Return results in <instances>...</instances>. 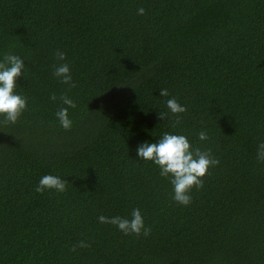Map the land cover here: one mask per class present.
<instances>
[{"label": "trees", "instance_id": "trees-1", "mask_svg": "<svg viewBox=\"0 0 264 264\" xmlns=\"http://www.w3.org/2000/svg\"><path fill=\"white\" fill-rule=\"evenodd\" d=\"M58 51L71 88L52 75ZM9 53L27 101L0 122V264H264V0H0ZM169 97L186 111L160 121ZM163 132L218 160L187 206L135 156ZM44 174L65 190L35 192ZM133 208L146 236L97 220Z\"/></svg>", "mask_w": 264, "mask_h": 264}, {"label": "clouds", "instance_id": "clouds-1", "mask_svg": "<svg viewBox=\"0 0 264 264\" xmlns=\"http://www.w3.org/2000/svg\"><path fill=\"white\" fill-rule=\"evenodd\" d=\"M138 15L144 13L143 8H138ZM57 63L53 68L52 75L59 80L61 84L69 88L73 86L72 76L68 63L64 62L65 53L58 51L56 54ZM25 69L23 60L14 54H4L0 56V122L15 123L18 117L26 108L27 97L16 93L14 88L17 86V78L20 77ZM168 90L159 89V96L168 97ZM50 99L55 100L52 96ZM60 103L65 107H59L54 116L59 126L65 130L72 127V120L68 116L69 108H75L74 101L66 96L59 97ZM166 110H158L157 118L160 121L171 119L179 113H184L186 108L178 103L175 97H169L164 101ZM179 124V117L173 121L172 126ZM200 141L207 139L206 133L200 131L197 133ZM138 160L151 161L159 169V175L166 178L172 186V200L176 203L187 206L191 202L190 189L195 186L196 189L202 187L203 177L211 166L218 164V160L213 158L210 152L205 149L192 147L188 138L183 134L163 132L154 142L147 140L138 143L134 149ZM256 159L264 161V141H260L256 146ZM53 189L56 192L65 190V180L60 176L52 174L42 175L34 190L37 193ZM100 223L115 225L116 228L127 235L129 233L136 235H147L148 228L144 225V220L138 208H133L130 218L120 216L106 217L100 215L97 217ZM83 246V242H81Z\"/></svg>", "mask_w": 264, "mask_h": 264}]
</instances>
